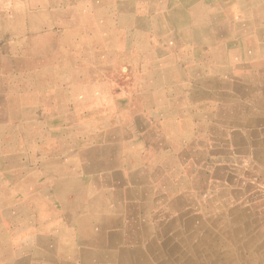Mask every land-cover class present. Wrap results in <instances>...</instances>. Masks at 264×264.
Instances as JSON below:
<instances>
[{"label":"crops","instance_id":"1","mask_svg":"<svg viewBox=\"0 0 264 264\" xmlns=\"http://www.w3.org/2000/svg\"><path fill=\"white\" fill-rule=\"evenodd\" d=\"M0 264H264V0H0Z\"/></svg>","mask_w":264,"mask_h":264},{"label":"rangeland","instance_id":"2","mask_svg":"<svg viewBox=\"0 0 264 264\" xmlns=\"http://www.w3.org/2000/svg\"><path fill=\"white\" fill-rule=\"evenodd\" d=\"M74 3H75V1H70V2H68V4H67V9L68 10H73L74 9ZM149 5V4H148ZM63 20H65L66 21V24H68V26L70 25V26H72V27H74V28H77V26H78V23H77V21H76V19L75 18H67V17H65V18H58V20H57V22H59V21H63ZM92 22V21H91ZM95 23H97V21H95ZM92 26V25H91ZM86 27V26H85ZM58 28V27H57Z\"/></svg>","mask_w":264,"mask_h":264},{"label":"bare ground","instance_id":"3","mask_svg":"<svg viewBox=\"0 0 264 264\" xmlns=\"http://www.w3.org/2000/svg\"><path fill=\"white\" fill-rule=\"evenodd\" d=\"M62 1H63V0H62ZM126 2H127V1H126ZM131 2H132V1H131ZM225 2H227V1H225ZM133 3H134V2H133ZM161 5H162V4H161ZM133 7H134V6H133ZM116 8H117V7H116ZM120 11H123V9L120 10ZM128 11H129V10H128ZM130 12H131V11H130ZM241 12H242V11H241ZM123 13H124V12H123ZM119 15H120V14H119ZM119 15H118V17L121 16V15H120V16H119ZM127 15H128V14H127ZM122 16H123V15H122ZM122 16H121V17H122ZM137 19H138V18H137ZM133 20H134V19H133ZM133 20H132V21H133ZM128 21H129V20H128ZM135 21H136V20H135ZM121 22H122V21H121ZM138 22H139V21H138ZM141 22H142V21H141ZM124 23H125V22H124ZM126 23H128V22H126ZM136 23H137V22H136ZM140 25H141V24H140ZM122 26H124V25L122 24ZM89 27H90V26H89ZM134 27H135V26H134ZM86 28H87V27H86ZM137 28H138V27H137ZM139 28H140V26H139ZM88 30H89V28H88ZM95 30H96V28H95ZM155 31H156V30H155ZM91 32H92V31H91ZM163 32H164V31H163ZM169 32H170V31H169ZM92 34H93V33H92ZM156 34H157V33H156ZM91 36H92V35H91ZM94 38H95V37H94ZM168 38H169V37H168ZM91 39H92V38H91ZM243 39H244V38H243ZM245 39H247V38H245ZM253 39H254V38H253ZM94 40H95V39H94ZM128 40H130V39H128ZM100 41H101V40H100ZM180 42H181V41H180ZM100 43H101V42H100ZM97 44H98V43H97ZM253 45H254V44H253ZM250 53H251V52H250ZM76 54H77V53H76ZM188 78H189V77H188ZM251 81H252V80H251ZM179 82H180V81H179ZM179 82H178V83H179ZM167 85H168V84H167ZM159 100H160V99H159ZM227 241H228V240H227Z\"/></svg>","mask_w":264,"mask_h":264}]
</instances>
